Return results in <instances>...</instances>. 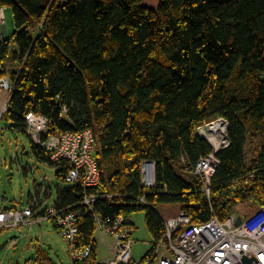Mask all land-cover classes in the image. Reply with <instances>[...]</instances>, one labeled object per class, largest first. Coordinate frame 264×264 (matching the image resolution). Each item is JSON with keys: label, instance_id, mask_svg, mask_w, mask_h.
Listing matches in <instances>:
<instances>
[{"label": "trees", "instance_id": "trees-1", "mask_svg": "<svg viewBox=\"0 0 264 264\" xmlns=\"http://www.w3.org/2000/svg\"><path fill=\"white\" fill-rule=\"evenodd\" d=\"M143 1L0 0L15 26L0 49V78L12 82L0 122L26 135L25 118L41 116L46 136L89 129L96 138L100 180L88 193L110 198L90 212L81 188L66 185L50 206L76 214L77 246L91 247L70 264H102L95 215L123 216L133 229L131 215L144 213L153 247L142 263L164 221L181 212L198 225L264 207V0H158L154 8ZM219 118L229 144L217 153L207 197L190 171L212 151L197 129ZM249 141L257 152L247 161ZM31 153L64 182L65 161L32 141ZM143 161L155 163L149 191ZM33 264L55 263L38 251Z\"/></svg>", "mask_w": 264, "mask_h": 264}, {"label": "built area", "instance_id": "built-area-1", "mask_svg": "<svg viewBox=\"0 0 264 264\" xmlns=\"http://www.w3.org/2000/svg\"><path fill=\"white\" fill-rule=\"evenodd\" d=\"M5 7H0V49L7 33L5 22ZM12 82L7 77L0 78V92L7 93L0 107V119L6 111ZM64 111L65 108H63ZM26 135L33 144L42 147L50 153L53 162L65 161L66 170L63 174L64 183L70 187H80L84 199L82 204L93 212V204L100 199L110 198L99 192L88 193L96 188L100 180V172L95 158L97 151L96 138L91 130L79 133L66 132L60 135L46 136L47 119L41 116L27 117ZM222 131L218 143L206 140L212 148L209 155L201 158L190 173L200 179L202 192L209 197L210 182L219 165L217 153L228 146L226 137L227 122L219 118ZM213 122V123H215ZM210 124H203L197 133H204ZM201 130V131H200ZM42 136H45L43 139ZM204 139V138H203ZM141 185L149 191L157 187L155 179V163L143 161L141 163ZM145 204L144 197L138 199ZM76 214H61L53 207H47L38 213L35 202L23 209L0 210V230L20 229L22 226L31 229L43 221H54L58 232L69 244V251L73 260L82 261L91 253V247L77 246L78 229ZM238 213L229 215L224 221L212 214V217L201 224L192 225L189 216L181 212L174 218L164 221L165 232L160 241L155 243L151 255L139 264H242L241 257L250 253L256 260L252 264H264V207L252 214L242 217V222L236 225ZM96 230L114 241V257L108 264H132L131 246L132 228L123 216L113 219H102L95 215ZM163 248L168 255L159 256Z\"/></svg>", "mask_w": 264, "mask_h": 264}, {"label": "rangeland", "instance_id": "rangeland-1", "mask_svg": "<svg viewBox=\"0 0 264 264\" xmlns=\"http://www.w3.org/2000/svg\"><path fill=\"white\" fill-rule=\"evenodd\" d=\"M157 4L158 0L143 1V5L152 8ZM5 22L7 33L4 38L8 39L15 32L12 12L8 8L5 9ZM4 67L16 70L17 64L7 62ZM215 121L217 120L210 123ZM10 126L4 121L0 122V210L11 208L20 210L36 202L38 211L41 212L53 205L56 189L66 187V184L56 178L57 169L34 158L30 138L21 132L11 130ZM256 152L257 143L249 141L245 150L246 160L248 161ZM255 211V207L241 206L237 213L244 217ZM130 220L134 225L132 261L139 264L153 247V241L144 224V213H134ZM94 239L97 243L98 261L108 264L114 257V241L98 230L94 233ZM38 251H44L55 264H70L73 260L68 242L52 227L49 220L34 225L31 229L22 226L20 229L0 230V264H33V256ZM162 255H168L163 248L159 250V256Z\"/></svg>", "mask_w": 264, "mask_h": 264}, {"label": "bare ground", "instance_id": "bare-ground-1", "mask_svg": "<svg viewBox=\"0 0 264 264\" xmlns=\"http://www.w3.org/2000/svg\"><path fill=\"white\" fill-rule=\"evenodd\" d=\"M204 131L203 134L199 132V135L204 138L205 140L213 141L214 143H218V139L220 137V133L222 131L221 124L219 122H215L211 125L206 126L204 129H201ZM200 130V131H201Z\"/></svg>", "mask_w": 264, "mask_h": 264}, {"label": "water", "instance_id": "water-1", "mask_svg": "<svg viewBox=\"0 0 264 264\" xmlns=\"http://www.w3.org/2000/svg\"><path fill=\"white\" fill-rule=\"evenodd\" d=\"M241 222H242V216L238 215L236 225H239ZM240 259L242 264H252L251 260L257 262V260L250 253H247V255H243Z\"/></svg>", "mask_w": 264, "mask_h": 264}, {"label": "crops", "instance_id": "crops-1", "mask_svg": "<svg viewBox=\"0 0 264 264\" xmlns=\"http://www.w3.org/2000/svg\"><path fill=\"white\" fill-rule=\"evenodd\" d=\"M7 93H5L4 91L0 92V107L3 104V101L6 98Z\"/></svg>", "mask_w": 264, "mask_h": 264}]
</instances>
